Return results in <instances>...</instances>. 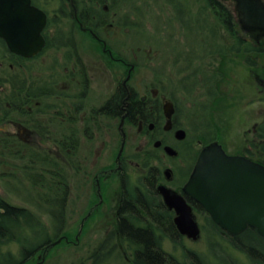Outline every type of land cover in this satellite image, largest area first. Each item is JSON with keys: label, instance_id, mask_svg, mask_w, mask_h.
Listing matches in <instances>:
<instances>
[{"label": "flooded vegetation", "instance_id": "af4514ba", "mask_svg": "<svg viewBox=\"0 0 264 264\" xmlns=\"http://www.w3.org/2000/svg\"><path fill=\"white\" fill-rule=\"evenodd\" d=\"M31 1L46 16L42 49L0 37V188L42 189L51 200L37 207L59 208L38 264L92 224L105 255L135 264L122 242L130 208L185 239L162 190L213 222L185 187L212 143L264 166V34L243 28L233 0ZM168 30L182 35L156 40Z\"/></svg>", "mask_w": 264, "mask_h": 264}, {"label": "water", "instance_id": "95a60500", "mask_svg": "<svg viewBox=\"0 0 264 264\" xmlns=\"http://www.w3.org/2000/svg\"><path fill=\"white\" fill-rule=\"evenodd\" d=\"M233 1L243 28L247 32L264 34L262 0ZM45 26L46 16L32 5L31 0H0V37L14 52L31 55L41 50ZM184 137L185 132L180 131L178 138ZM162 193L167 205L176 210L175 223L180 233L188 240L198 241L201 227L192 208L168 190H162ZM185 193L229 235L238 237L254 229L264 238V166L228 156L219 143H212L201 151Z\"/></svg>", "mask_w": 264, "mask_h": 264}, {"label": "trees", "instance_id": "16d2710c", "mask_svg": "<svg viewBox=\"0 0 264 264\" xmlns=\"http://www.w3.org/2000/svg\"><path fill=\"white\" fill-rule=\"evenodd\" d=\"M50 193V192H48ZM47 193V194H48ZM46 194V195H47ZM141 198H132L134 202ZM157 210V208H155ZM128 215L134 220L129 226L122 225V242L132 251L135 264H208L199 253L187 250L182 244V239L175 235L173 228L166 232L162 223L157 221L153 224L142 223L141 216L134 210L128 209ZM140 211L147 213V208L143 204ZM151 213V212H150ZM51 215L56 216V213ZM211 226V232L216 231L218 238L222 239L235 250L244 254L251 264H264V238L259 236L256 230L249 229L244 234L234 237L223 231L213 222H208ZM56 226H62L61 221H57ZM146 227L148 231L141 230L140 227ZM154 231L163 235L164 239L171 242L176 248L184 251V260L182 263L176 262L174 256L168 255L163 250V241L160 236L153 238L146 232ZM51 235L48 233L46 225L29 209L17 207L8 203L0 195V264H30L41 248L52 242ZM54 237V236H53ZM247 238L259 245H254L251 241L242 243L241 240ZM16 244L19 248L18 254L6 251L8 245ZM258 254V255H256ZM192 257V258H190ZM259 257V261L255 258ZM106 258V259H105ZM105 259V260H104ZM93 264H109L115 261L114 258L105 255L102 245H99L91 254ZM120 263L125 262L124 257L119 258Z\"/></svg>", "mask_w": 264, "mask_h": 264}, {"label": "rangeland", "instance_id": "374dc122", "mask_svg": "<svg viewBox=\"0 0 264 264\" xmlns=\"http://www.w3.org/2000/svg\"><path fill=\"white\" fill-rule=\"evenodd\" d=\"M170 32H155L156 40L158 41H164V39L168 40L170 38V35L172 36V39L178 38L182 35V33H178L176 36V31L168 30ZM169 36V37H168ZM150 38V37H149ZM144 39H147V35L145 33ZM28 190H20L19 187H16L14 190H6L3 188H0V194L3 195V198L7 200L9 203H11L14 206L22 207L31 210L35 213V215L46 225L48 229V233L50 235L53 232V222L52 217L50 214V211H55V213L58 215L60 213L59 208L51 209V207L45 208H38L37 202L39 201L41 195L43 196L44 201H50L51 197L50 194H47L44 196L46 191L35 190L27 188ZM84 210L85 207H78L75 208V213L73 214L74 220L69 218V221L67 223V231L71 235V237L74 238L75 232L80 229L81 221L79 219L84 216ZM87 211L90 210L89 207L86 208ZM51 211V212H52ZM70 211L72 209L68 208V215H70ZM67 215V214H66ZM68 217V216H67ZM73 217V216H72ZM80 217V218H78ZM71 220V221H70ZM199 224L202 229L201 231V237L198 241H192L188 240L187 238L182 239V244L187 250H191L194 252L199 253L208 264H251L248 260V258L240 253L239 251L235 250L233 247L228 245L226 242H224L222 239L218 238V234L216 231L211 232V226L209 225L208 221L205 219L204 216H199ZM53 240V236L50 237ZM103 239L100 229L98 228V225L92 224L91 229L88 231L87 229L84 231V234L82 237H80V240H77L78 245L71 244L70 246L67 245L65 241L62 242V245H59L55 247L50 254H48L46 258V262L42 261L44 264H91V254L92 252L99 246L100 241ZM54 241V240H53ZM73 241V240H71ZM252 242L254 245H259L256 242L258 241H252L247 238H244L241 240L242 243L246 242ZM164 249L166 252L174 256L176 259L175 261L178 263H182L184 260V251L181 248H176L171 242L165 241L164 243ZM6 251H11L14 254H18V246L16 244L8 245L5 248ZM264 252V249H263ZM40 252L37 253V255L33 258L32 263L30 264H38L39 259L38 255ZM43 253H41L42 255ZM258 255V254H256ZM264 256V255H263ZM192 258V257H190ZM256 261H259V257L255 258ZM113 264L117 262H112ZM120 263V262H119ZM118 264V263H117ZM120 264H127V262H123Z\"/></svg>", "mask_w": 264, "mask_h": 264}]
</instances>
